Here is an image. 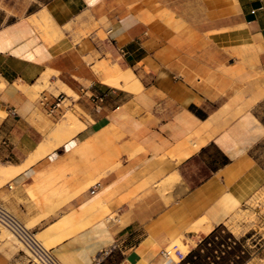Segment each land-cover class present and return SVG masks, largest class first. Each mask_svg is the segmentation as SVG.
Instances as JSON below:
<instances>
[{"label": "crops", "instance_id": "crops-1", "mask_svg": "<svg viewBox=\"0 0 264 264\" xmlns=\"http://www.w3.org/2000/svg\"><path fill=\"white\" fill-rule=\"evenodd\" d=\"M209 11L175 29L154 5L47 0L0 25V167L19 168L0 176V203L62 264H189L264 189V0ZM236 51L254 57L259 81L198 80L194 68ZM108 52L138 79L98 72ZM47 77L78 96L83 129L58 127L62 109L39 104ZM0 264L35 263L0 238Z\"/></svg>", "mask_w": 264, "mask_h": 264}, {"label": "rangeland", "instance_id": "rangeland-1", "mask_svg": "<svg viewBox=\"0 0 264 264\" xmlns=\"http://www.w3.org/2000/svg\"><path fill=\"white\" fill-rule=\"evenodd\" d=\"M47 0H0V25L12 20L16 17L23 16L27 12L34 10L41 3ZM212 0H125L126 7L130 8L135 3L141 5H154L161 9L159 16L171 24L175 29H179L185 22L196 23L209 18ZM48 22H45V28H48ZM89 30H81L82 36L88 34ZM106 33L100 31L99 36L106 38ZM227 53V52H225ZM102 58L96 62V70L103 73L104 67L119 66L129 73H133L130 79H135L137 76L127 66H124V57L120 55L116 59L113 58L110 52L97 54ZM222 53H220V56ZM222 58V57H221ZM221 60V59H220ZM206 62L197 70L196 76L198 80H205L210 83L212 79L219 76L221 79L227 80L230 78V87L234 90L243 89L249 85H253L259 81L256 61L251 55H247L243 51H236L231 54V59L228 61ZM121 61V62H120ZM186 69V67H184ZM181 74L184 73L180 70ZM185 71V70H184ZM138 79V78H137ZM112 85L110 80L108 81ZM120 87H124L119 85ZM40 89H45V93L49 95H60L62 97L61 109L62 113L58 121V127H64L66 120L70 116L79 118L76 111H73L71 98L77 99V95L68 90L62 81L50 82L48 77L45 80L44 86ZM78 121V120H77ZM73 124L67 125L71 127ZM65 127V128H68ZM77 127H79L77 125ZM56 139L65 140V137H54ZM28 227L30 224L26 223ZM38 239L44 243L47 248L50 244L39 234H36ZM0 238L10 243H15L23 248L28 255L29 251L23 244L4 226L0 224ZM200 245V244H199ZM198 245V246H199ZM180 248L185 251L187 248L179 243ZM197 246V248H198ZM196 248V249H197ZM201 256L198 264H264V189L255 193L246 205L239 208L225 226L219 227L214 235H209L200 249ZM175 251L171 256L176 259ZM193 264V263H189Z\"/></svg>", "mask_w": 264, "mask_h": 264}, {"label": "built area", "instance_id": "built-area-1", "mask_svg": "<svg viewBox=\"0 0 264 264\" xmlns=\"http://www.w3.org/2000/svg\"><path fill=\"white\" fill-rule=\"evenodd\" d=\"M38 101L41 106L47 108L48 113L51 115L56 114L61 109L62 97L60 95L42 93ZM0 224L7 228L23 244L35 264H62L53 255L51 249L47 248L38 239L36 233L1 203ZM163 253L165 254V252Z\"/></svg>", "mask_w": 264, "mask_h": 264}, {"label": "bare ground", "instance_id": "bare-ground-1", "mask_svg": "<svg viewBox=\"0 0 264 264\" xmlns=\"http://www.w3.org/2000/svg\"><path fill=\"white\" fill-rule=\"evenodd\" d=\"M68 90H70L69 88H67ZM78 119H76L75 117H73V116H70L69 117V120L67 121L66 120V122H65V126L64 127H68L67 125H70V124H77L79 127L78 128H80V127H82L81 129H83V126L81 125V124H79V122L77 121ZM64 129V128H63ZM80 129V130H81ZM78 131V130H77ZM67 137H65L64 139H66ZM44 145V144H43ZM40 146V145H39ZM45 146V145H44ZM47 146V145H46ZM53 146L54 145H51V147L53 148ZM48 147H50V146H48ZM46 148V147H45ZM44 149V148H43ZM46 149H44V151H45ZM49 150H50V148H49ZM41 151H42V149H41ZM40 151V152H41ZM44 151H43V153H44ZM47 152V151H46ZM38 153V152H37ZM43 155V154H42ZM37 157H39L38 155H37ZM21 169V168H20ZM19 170V168H17V167H14V165L13 166H2V167H0V176H2L3 178H8V177H10V176H12V175H14L17 171ZM19 172V171H18ZM206 217V216H205ZM202 220H204V222H205V220L206 219H202ZM207 222H209L208 220H207ZM66 224V223H65ZM208 224V223H207ZM206 224V225H207ZM205 225V226H206ZM210 225V224H209ZM203 227L202 226V224H200V222H199V224L197 223L196 225H195V229H199V228H201V227H203V228H206V227ZM212 227V226H211ZM211 227H210V229H211ZM207 229V228H206ZM44 244V243H43ZM189 247V246H188ZM187 248V247H186ZM173 249V248H172ZM175 250V249H174ZM174 250H171L170 249V252H169V255L171 256V253H173V251ZM189 250V249H188ZM168 255V256H169ZM175 256V255H174ZM172 259H174L173 257H172ZM177 259V258H176ZM175 260V259H174ZM171 263H173V262H171ZM175 264V263H174Z\"/></svg>", "mask_w": 264, "mask_h": 264}, {"label": "trees", "instance_id": "trees-1", "mask_svg": "<svg viewBox=\"0 0 264 264\" xmlns=\"http://www.w3.org/2000/svg\"><path fill=\"white\" fill-rule=\"evenodd\" d=\"M215 232V231H214ZM214 232L210 235H214ZM207 238H205L200 245L198 246L197 249H195L193 252H191L188 256H187V262L189 263H193V264H198L199 262V257L201 256L200 254V249H201V244L203 245V242L206 241Z\"/></svg>", "mask_w": 264, "mask_h": 264}]
</instances>
